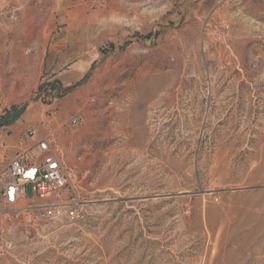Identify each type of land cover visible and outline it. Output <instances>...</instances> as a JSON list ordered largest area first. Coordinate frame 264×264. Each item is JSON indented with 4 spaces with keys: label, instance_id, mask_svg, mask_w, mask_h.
I'll return each mask as SVG.
<instances>
[{
    "label": "rangeland",
    "instance_id": "374dc122",
    "mask_svg": "<svg viewBox=\"0 0 264 264\" xmlns=\"http://www.w3.org/2000/svg\"><path fill=\"white\" fill-rule=\"evenodd\" d=\"M42 138L77 217L0 203V264H264V0H0V162Z\"/></svg>",
    "mask_w": 264,
    "mask_h": 264
},
{
    "label": "built area",
    "instance_id": "2783aa9c",
    "mask_svg": "<svg viewBox=\"0 0 264 264\" xmlns=\"http://www.w3.org/2000/svg\"><path fill=\"white\" fill-rule=\"evenodd\" d=\"M80 121L79 116H73L70 123ZM70 177V169L64 166L51 142L46 138L34 140L20 148L11 159L0 162V203L16 211L21 208L16 206L19 202L31 198L39 218L74 220L76 207L65 196L71 185Z\"/></svg>",
    "mask_w": 264,
    "mask_h": 264
}]
</instances>
